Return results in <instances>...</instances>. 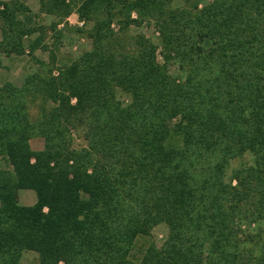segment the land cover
I'll return each mask as SVG.
<instances>
[{"label":"trees","instance_id":"obj_1","mask_svg":"<svg viewBox=\"0 0 264 264\" xmlns=\"http://www.w3.org/2000/svg\"><path fill=\"white\" fill-rule=\"evenodd\" d=\"M40 3L54 30L76 10L92 48L67 65L39 62L22 87L0 84L11 167L0 170V264L24 251L39 264H264V0ZM37 17L0 2V52L24 55ZM144 23L159 45L127 38ZM22 190L35 204H19ZM159 225L162 246L149 242L136 260L137 240Z\"/></svg>","mask_w":264,"mask_h":264},{"label":"rangeland","instance_id":"obj_2","mask_svg":"<svg viewBox=\"0 0 264 264\" xmlns=\"http://www.w3.org/2000/svg\"><path fill=\"white\" fill-rule=\"evenodd\" d=\"M15 0H0L3 3H11ZM26 5L33 14L38 15L35 19V23L43 29L31 38L25 37L24 45L26 52L22 56L13 55L10 57L5 56L0 52V84L12 83L16 87H22L27 77L34 73H42L44 67L39 63L45 65L51 64L55 58L58 67L67 65L79 59L84 53L88 52L92 48V40L89 38V33L92 29V24L81 21L74 10L73 14L69 16L65 21L59 24L54 30V25L59 23V19L55 16L46 15L41 12L40 0H19ZM76 1V6H79L82 0ZM190 1L199 2L201 6L209 3L211 0H178L180 6H187L186 2ZM75 6V7H76ZM76 9V8H75ZM133 18H137L136 14H133ZM1 27V23H0ZM119 25L114 23L112 29L115 32H119ZM144 36L154 44H160V34L154 24L144 23L141 26L133 25L128 31L126 36L128 39ZM55 36H59L58 39ZM1 40V31H0ZM38 42L39 46L37 50L30 54V44L32 42ZM158 61L163 62L161 57V49L158 51ZM172 75L180 74V71L176 65L170 67ZM56 75V74H55ZM32 119L36 120L40 117L38 104L31 106ZM74 147H85L86 143L81 137L80 133H76L74 136ZM31 147L35 151L44 149L43 138H33L30 140ZM9 163L4 160L0 155V170H10ZM230 176V173L228 174ZM36 194L32 190H22L19 192V204L21 206H32L36 202ZM243 230L246 233L255 234L257 230L256 225L243 226ZM167 236V228L164 225L157 226L152 231L151 238H139L137 240L135 249L133 250L134 258L140 260L143 256L146 247L149 242L153 241L157 246L161 247ZM19 264H39L38 254L31 251H24Z\"/></svg>","mask_w":264,"mask_h":264}]
</instances>
